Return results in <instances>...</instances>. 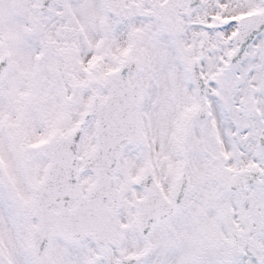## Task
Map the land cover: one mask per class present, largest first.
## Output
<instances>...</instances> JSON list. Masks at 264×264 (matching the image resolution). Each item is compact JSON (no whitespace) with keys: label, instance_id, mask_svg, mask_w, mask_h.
Wrapping results in <instances>:
<instances>
[{"label":"snow or ice","instance_id":"obj_1","mask_svg":"<svg viewBox=\"0 0 264 264\" xmlns=\"http://www.w3.org/2000/svg\"><path fill=\"white\" fill-rule=\"evenodd\" d=\"M0 264H264V0H0Z\"/></svg>","mask_w":264,"mask_h":264}]
</instances>
